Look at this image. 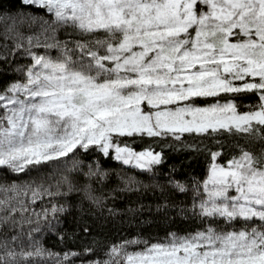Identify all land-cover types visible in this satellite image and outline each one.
<instances>
[{"label":"snow or ice","instance_id":"obj_1","mask_svg":"<svg viewBox=\"0 0 264 264\" xmlns=\"http://www.w3.org/2000/svg\"><path fill=\"white\" fill-rule=\"evenodd\" d=\"M21 2L35 11L10 17L7 32L22 37L24 24L39 30L15 45L31 57L24 81L0 90V172L27 174L66 160L75 167L78 150L90 149L151 170L161 154L136 151L128 138L239 137L225 162L211 153L198 213L193 206L222 227L125 240L88 264H264V0ZM60 29L67 39L58 38ZM244 95L256 103L241 111ZM53 179L0 182V264H75L82 255L52 252L33 238L41 217L64 210L33 208L64 195Z\"/></svg>","mask_w":264,"mask_h":264},{"label":"trees","instance_id":"obj_2","mask_svg":"<svg viewBox=\"0 0 264 264\" xmlns=\"http://www.w3.org/2000/svg\"><path fill=\"white\" fill-rule=\"evenodd\" d=\"M25 11L34 12L35 9H27L21 0H0V37H3L0 38V90L24 81L25 70L31 64V57L23 50H17L15 45L23 43L26 46V37L38 31L39 26L18 25L22 37L7 32L12 23L9 18L14 19ZM57 35L61 40L68 38L64 29ZM33 51L44 54L45 50L34 48ZM50 54L58 55V51L51 50ZM254 103V95L238 98L241 111L246 110L245 105ZM128 139L136 151H144L150 146L160 153L161 163L153 165L151 170H143L116 160L114 153L112 157H105L98 150L90 149L87 152L78 150L75 167L71 160H66L27 174L0 172V182L5 184L32 180L53 183V178L61 181L64 195L53 200L45 197L33 205L37 213L53 204L64 209L54 219L52 216L48 221L40 218V231L33 233L39 245L55 253H82L75 258V264H81V261L88 264L89 261L107 259L109 247L125 240L139 238L156 242L172 233L185 236L208 226H223L196 214L201 199L198 192H202V185L209 175V166L213 163L211 153H222L216 162H225L235 154L234 145L239 137L224 133L214 136L184 134L180 140L144 137L137 138L134 143ZM97 167L103 175L96 172ZM63 177H67V182ZM179 186L184 190L181 191ZM25 215L30 216L31 212ZM36 227L35 222L25 224L24 231ZM23 242L27 249V237ZM86 249L91 251L85 252Z\"/></svg>","mask_w":264,"mask_h":264},{"label":"rangeland","instance_id":"obj_3","mask_svg":"<svg viewBox=\"0 0 264 264\" xmlns=\"http://www.w3.org/2000/svg\"><path fill=\"white\" fill-rule=\"evenodd\" d=\"M23 82V81H22Z\"/></svg>","mask_w":264,"mask_h":264}]
</instances>
